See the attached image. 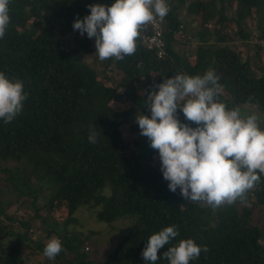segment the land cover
Listing matches in <instances>:
<instances>
[{
	"label": "trees",
	"instance_id": "1",
	"mask_svg": "<svg viewBox=\"0 0 264 264\" xmlns=\"http://www.w3.org/2000/svg\"><path fill=\"white\" fill-rule=\"evenodd\" d=\"M166 2L169 13L142 26L134 55L100 61L95 39L74 31L73 23L90 14L87 5L114 0H10L0 71L23 81L27 98L12 122L0 119L1 264H151L141 255L147 239L172 225L179 235L158 251L156 264H169L163 252L188 238L208 249L190 264H264V174L231 205L213 210L186 201L179 189L169 190L160 166H152L154 149L135 120L139 112L150 117L145 103L154 85L211 69L221 85L216 99L242 115L257 114L264 129V0ZM192 22L189 52L180 49L178 34ZM152 23L160 28L162 56L145 43ZM95 59L97 69L89 62ZM111 101L129 107L114 110ZM178 118L196 126L179 109ZM92 129L95 144L88 139ZM56 205L65 218L51 229ZM27 207L32 214L22 211ZM82 207L94 210L95 226L110 228L100 230L103 236L115 234L107 251H98L101 240L80 228ZM124 222L129 229L119 231ZM51 238L63 246L54 260L43 255ZM85 240L98 245L89 250ZM91 251L108 253L96 261Z\"/></svg>",
	"mask_w": 264,
	"mask_h": 264
},
{
	"label": "clouds",
	"instance_id": "2",
	"mask_svg": "<svg viewBox=\"0 0 264 264\" xmlns=\"http://www.w3.org/2000/svg\"><path fill=\"white\" fill-rule=\"evenodd\" d=\"M10 0H0V39L10 23ZM90 14L74 19L73 29L95 39V55L100 61H119L134 55L142 26L155 18L161 21L170 8L166 0H114L110 6L89 4ZM213 70L203 75L176 74L154 85L146 98L150 117L135 116L140 134L158 151L160 170L168 188L190 202L205 203L213 210L238 199L260 182L264 174V129L253 113L242 115L239 107L228 109L216 99L221 85ZM155 89H158L155 90ZM27 98L24 83L0 71V119L12 122L23 110ZM182 112L186 121L178 118ZM98 133L92 129L89 142ZM183 206H181L182 208ZM179 235L175 225L150 235L141 255L156 264L158 251ZM63 251L62 242L51 238L43 249L49 260ZM207 246L193 239H182L163 252L169 264H190Z\"/></svg>",
	"mask_w": 264,
	"mask_h": 264
},
{
	"label": "rangeland",
	"instance_id": "3",
	"mask_svg": "<svg viewBox=\"0 0 264 264\" xmlns=\"http://www.w3.org/2000/svg\"><path fill=\"white\" fill-rule=\"evenodd\" d=\"M253 22H250V24H252ZM195 26V22L193 23H190V25L187 27V29L185 31H182L178 34V37L180 38L179 41H181V45H180V49L181 50H189L192 51L193 48H194V41L189 37L190 35L188 34V32H190L192 30V28ZM253 26V24H252ZM232 44V43H231ZM235 45H238L237 42H235ZM90 64L95 67L96 69L99 68V64L96 62V59L93 61V60H90L89 61ZM115 81V86L117 85V81L116 79H114ZM107 85H110V86H113L112 83H106ZM119 91H122L121 88H119ZM110 106H111V109H114V110H121V109H126L129 107V104L128 103H118V102H113L111 101L110 102ZM126 140H132V136H127ZM151 158H152V166L153 167H158L160 166V160H159V155H158V151L157 150H152L151 153ZM43 203V200L42 198L40 197L38 199V204H42ZM83 207L79 209V211L77 212L78 214L82 211ZM22 211H24L25 213L27 214H32L33 213V210L29 207H27L26 210L22 209ZM258 211V210H257ZM77 214V215H78ZM53 216H54V220H50L49 221V225L51 226V229H56L55 226L53 224H58L60 222V219H63L65 218V210L63 209V207L61 206H58L56 205V207L54 208V212H53ZM78 219L80 220L79 222L81 223H84L85 225L81 226L80 228H82V230L84 231V233H86L87 235L90 236V239H96V240H101L99 241L101 244L98 246V251H107V245H105V243L107 242V244L111 241H114L115 240V237L114 235L109 238L110 236H103L101 233H100V230H102V228L104 229H108L110 230V228L107 226V225H102L101 226H95V214H94V210L90 207H86L85 209H83V211L78 215ZM129 223L127 222H124L122 223V225H120L118 227V230L120 231L121 228H123L124 232H126L128 229H129ZM44 230L43 229L40 234H44ZM81 230V229H80ZM103 231V230H102ZM111 239L110 241H108L107 239ZM106 240V241H104ZM119 241V240H118ZM118 241L116 240V242L113 243V245L108 249V252L110 250H112L118 243ZM260 243L262 245H264V232L261 234V237H260ZM91 245V246H90ZM97 242L95 241H92V240H85V247H88L89 250H90V247L91 249L95 248L97 246ZM1 247V245H0ZM107 252V253H108ZM107 253H99V252H94V251H91L90 254H89V258L91 259H94L96 261H101L103 259V257H105V255ZM1 264V263H0ZM32 264H38L37 262H33ZM39 264H53L51 263V261H47V260H41Z\"/></svg>",
	"mask_w": 264,
	"mask_h": 264
},
{
	"label": "built area",
	"instance_id": "4",
	"mask_svg": "<svg viewBox=\"0 0 264 264\" xmlns=\"http://www.w3.org/2000/svg\"><path fill=\"white\" fill-rule=\"evenodd\" d=\"M153 27V34L151 36H148L145 40L146 46L149 49H156L158 56H162L164 54L163 50V41L161 39L160 35V28L159 25L156 23H152Z\"/></svg>",
	"mask_w": 264,
	"mask_h": 264
}]
</instances>
